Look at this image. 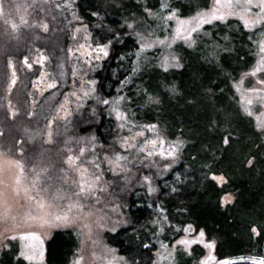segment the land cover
Masks as SVG:
<instances>
[{
  "label": "rangeland",
  "instance_id": "rangeland-1",
  "mask_svg": "<svg viewBox=\"0 0 264 264\" xmlns=\"http://www.w3.org/2000/svg\"><path fill=\"white\" fill-rule=\"evenodd\" d=\"M162 10L160 15L150 13L151 20L160 23L157 33L156 26L138 30L131 25V30L140 45L139 59L152 55L165 69L179 67L175 45H192L195 33L205 25L240 21L256 60L234 88L243 113L264 131V6L260 0H231L230 6L228 0H212L208 10L188 18L176 12L162 16L165 5ZM214 11L224 19L200 25L202 16ZM193 27L196 31L191 32ZM178 29H182L179 34ZM109 56V43L95 44L89 28L75 14L73 0H0V126L4 131L0 135V251L9 241H17L21 257L43 264L52 233L73 229L80 248L71 264H130L108 244L106 234L129 224L128 201L134 187L151 196L157 192V177L146 171L177 163L181 145L162 138L155 145L142 143L137 150L136 141L147 131L130 136L123 105L106 100L107 116L115 124L113 138L105 143L91 128L82 132L93 120L79 119L85 116L86 105L90 116L101 108L91 68ZM15 124L26 128L13 140ZM212 177L219 186L227 182L224 176ZM233 202L232 194L222 199L223 206ZM200 234L186 228L185 236L172 247L160 243L156 262H171L178 247L188 251L201 244L205 256L200 264H218L214 243ZM182 240L194 242L186 245Z\"/></svg>",
  "mask_w": 264,
  "mask_h": 264
},
{
  "label": "trees",
  "instance_id": "trees-1",
  "mask_svg": "<svg viewBox=\"0 0 264 264\" xmlns=\"http://www.w3.org/2000/svg\"><path fill=\"white\" fill-rule=\"evenodd\" d=\"M73 1L75 14L95 44L110 45V56L91 68L101 108L90 116L86 105L79 119L93 120L82 132L91 128L105 143L113 138L115 124L107 116L106 100L123 105L130 136L147 131L136 141L137 150L142 143L162 138L181 145L177 163L146 171L157 177L153 196L134 187L129 224L107 233L108 244L130 264H200L205 256L201 244L188 251L178 247L171 262H156L160 243L172 247L186 228H192L214 243L218 264L264 261V131L243 113L234 88L256 60L248 31L234 19L205 25L192 45H175L179 67L165 69L152 55L139 59L140 45L131 25L138 30L156 26L157 33L160 23L151 20L150 13L160 15L165 5L162 16L176 12L181 18L193 17L208 10L212 0ZM25 128L15 124L12 139ZM213 175L227 182L219 186ZM228 194L234 202L223 206ZM79 248L76 231L56 230L46 243L43 264H71ZM0 264L33 263L21 257L17 241H9L0 251Z\"/></svg>",
  "mask_w": 264,
  "mask_h": 264
},
{
  "label": "snow or ice",
  "instance_id": "snow-or-ice-1",
  "mask_svg": "<svg viewBox=\"0 0 264 264\" xmlns=\"http://www.w3.org/2000/svg\"><path fill=\"white\" fill-rule=\"evenodd\" d=\"M249 2H251V0H249ZM217 3H221V0H217ZM230 4H231V0H228V5L230 6ZM260 4H261V6H264V0H260ZM213 19H224V16L223 15H218L215 11L212 13V15L211 16H207V15H204V16H202V18L200 19V25H202V24H204V23H209V22H211V20H213ZM185 23H190V22H188V21H181V24H185ZM245 24L246 25H248L249 27H251L252 26V24L249 22V21H247V20H245ZM199 26V25H198ZM178 31V34H179V32L180 31H182V29H178L177 30ZM190 31L191 32H194V31H196V28L195 27H193V28H191L190 29ZM261 64L262 65H264V60H262L261 61ZM254 74V73H253ZM262 83H264V81H262ZM107 101H105V103H106ZM153 128L155 127V126H152ZM150 143L151 144H153V145H155L156 144V140H152V141H150ZM152 153H149V155H151ZM161 154H163V153H161ZM119 159V158H118ZM21 170H22V166H21ZM82 191H85V189L84 188H82L81 189ZM201 236H203V232H201V234H200ZM194 241H188V240H182V241H180V243L181 244H190V243H193ZM261 264H264V261H262L261 262Z\"/></svg>",
  "mask_w": 264,
  "mask_h": 264
},
{
  "label": "water",
  "instance_id": "water-1",
  "mask_svg": "<svg viewBox=\"0 0 264 264\" xmlns=\"http://www.w3.org/2000/svg\"><path fill=\"white\" fill-rule=\"evenodd\" d=\"M4 131L2 129V127L0 126V135H3Z\"/></svg>",
  "mask_w": 264,
  "mask_h": 264
}]
</instances>
